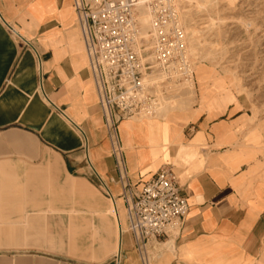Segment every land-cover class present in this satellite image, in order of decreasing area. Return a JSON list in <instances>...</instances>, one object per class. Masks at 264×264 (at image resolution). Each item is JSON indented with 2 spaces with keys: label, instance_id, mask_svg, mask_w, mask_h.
Here are the masks:
<instances>
[{
  "label": "crops",
  "instance_id": "1",
  "mask_svg": "<svg viewBox=\"0 0 264 264\" xmlns=\"http://www.w3.org/2000/svg\"><path fill=\"white\" fill-rule=\"evenodd\" d=\"M201 72L191 109L118 124L132 187L139 191L158 170L171 168L189 203L180 230L168 240L150 241L147 258L149 264H264L263 151L248 137L250 116L241 101L217 77L210 80ZM47 163L56 168L62 191L85 200L101 216L106 233L113 231L116 254L93 264H142L127 230L73 0H0V178L11 173L13 179L15 172L33 178L39 175L34 168ZM100 179L116 198L114 205L108 199L106 210L99 208L90 184ZM3 190L13 193L14 184L8 180ZM28 222L37 226L40 219ZM85 223V229L93 226ZM20 235L18 229L9 233L13 240ZM0 264L84 263L62 254L1 249Z\"/></svg>",
  "mask_w": 264,
  "mask_h": 264
},
{
  "label": "rangeland",
  "instance_id": "2",
  "mask_svg": "<svg viewBox=\"0 0 264 264\" xmlns=\"http://www.w3.org/2000/svg\"><path fill=\"white\" fill-rule=\"evenodd\" d=\"M176 3L193 80L190 84L189 81L173 83L160 92L155 117L191 109L197 100L196 75L204 71L211 75L210 80L217 77L223 88L241 101L250 116L248 137L261 148L264 160V0H176ZM172 101L179 103L178 108L170 107ZM34 169L39 175L33 178L18 177L16 172L13 179L11 173L9 178H0V250L62 254L84 264L114 256L115 237L113 231L110 235L106 233L101 216L78 195L62 191L64 183L59 181L56 168L47 163ZM2 173L0 167V177ZM7 178L14 184L13 193H2ZM90 184L99 208L106 210L109 198L100 184ZM31 217L39 218L40 224L30 225ZM108 220L114 228L113 219L108 217ZM85 222L93 226L85 229ZM72 225L77 227L75 233L70 230ZM14 229L21 234L17 240L9 237ZM39 231L45 232L44 239L25 236ZM104 240L108 243L103 249Z\"/></svg>",
  "mask_w": 264,
  "mask_h": 264
},
{
  "label": "built area",
  "instance_id": "3",
  "mask_svg": "<svg viewBox=\"0 0 264 264\" xmlns=\"http://www.w3.org/2000/svg\"><path fill=\"white\" fill-rule=\"evenodd\" d=\"M73 4L118 172L127 230L142 264H149L148 243L173 237L188 215L189 203L171 168L158 170L139 191L132 187L117 128L122 120L155 117L159 93L192 79L179 7L176 0H73ZM36 59L41 79L37 52ZM99 184L116 202L101 179Z\"/></svg>",
  "mask_w": 264,
  "mask_h": 264
},
{
  "label": "bare ground",
  "instance_id": "4",
  "mask_svg": "<svg viewBox=\"0 0 264 264\" xmlns=\"http://www.w3.org/2000/svg\"><path fill=\"white\" fill-rule=\"evenodd\" d=\"M192 51H193V50H192ZM192 74H193V72H192ZM192 80H193V75H192V79H190V81H189L188 83L190 84V82H192ZM169 105H170L171 108H178L179 103L177 104L176 101H172V102L169 103ZM156 118H158V117H149V116H148V117H137V118H132V119H129V120H130V121H144V120H148V119H156ZM121 149H122V147H121ZM122 151H123V149H122ZM110 202L112 203V205L115 204L114 201H111V200H110ZM120 233H121V229H120Z\"/></svg>",
  "mask_w": 264,
  "mask_h": 264
}]
</instances>
